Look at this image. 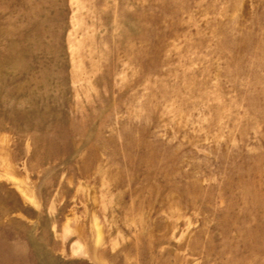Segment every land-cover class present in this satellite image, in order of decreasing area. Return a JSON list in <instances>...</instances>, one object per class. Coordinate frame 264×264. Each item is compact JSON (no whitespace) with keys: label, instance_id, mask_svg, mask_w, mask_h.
Here are the masks:
<instances>
[{"label":"rangeland","instance_id":"374dc122","mask_svg":"<svg viewBox=\"0 0 264 264\" xmlns=\"http://www.w3.org/2000/svg\"><path fill=\"white\" fill-rule=\"evenodd\" d=\"M0 264H264V0H0Z\"/></svg>","mask_w":264,"mask_h":264}]
</instances>
